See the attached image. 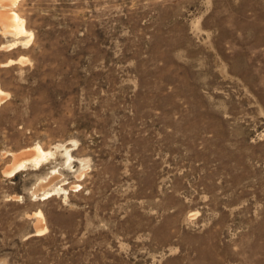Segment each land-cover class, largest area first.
Listing matches in <instances>:
<instances>
[{
	"label": "rangeland",
	"instance_id": "374dc122",
	"mask_svg": "<svg viewBox=\"0 0 264 264\" xmlns=\"http://www.w3.org/2000/svg\"><path fill=\"white\" fill-rule=\"evenodd\" d=\"M12 7L0 264H264V0Z\"/></svg>",
	"mask_w": 264,
	"mask_h": 264
},
{
	"label": "bare ground",
	"instance_id": "6f19581e",
	"mask_svg": "<svg viewBox=\"0 0 264 264\" xmlns=\"http://www.w3.org/2000/svg\"><path fill=\"white\" fill-rule=\"evenodd\" d=\"M15 2H16V0H0V23L2 25V32L3 33H9V34H12V35H19V34H23V33L28 32L26 30L25 26H24L23 19L20 18V16H18V14H16L15 12H13V7L12 6L15 4ZM28 35L30 36V33ZM11 45L10 44L9 45L1 44L0 47H6V48H8ZM17 60H23V58L20 57ZM13 61H15V60L9 59L8 60V63L13 62ZM6 94L7 93L3 92L0 89V100L2 98H4L6 96ZM66 153H68L67 156H68L69 159L70 158H73L69 154V152H66ZM50 155H51V151H44L38 145H36L34 147H31V148H28V149H26L23 152H20V153H17V154H13L12 155L13 161H12L11 164H9L8 166H6L4 173H6L8 175H12L16 171H18V170H20L22 168H26L28 166L38 167L42 162H44L45 160H47V158ZM80 173L78 175H80ZM52 174L54 176H50L48 178V182L52 181L56 177V172L55 171L52 172ZM57 174H59V173H57ZM78 175H77V177H78ZM47 184H49V183H47ZM42 186H43V184H42ZM75 186H77V185H75ZM52 190H50V191L44 190L45 192L43 190H41L42 191V197L41 198H45V197L51 195L52 193H54L53 192L54 190L53 191ZM33 215L35 216V219H36L34 234L37 233V232H39V231H42L44 229H47L45 227V225L42 224L43 223V220H45V219L42 218L41 211L34 212Z\"/></svg>",
	"mask_w": 264,
	"mask_h": 264
}]
</instances>
